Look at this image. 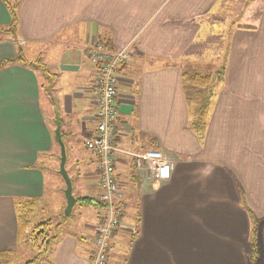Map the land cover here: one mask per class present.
Segmentation results:
<instances>
[{"label":"crops","instance_id":"crops-1","mask_svg":"<svg viewBox=\"0 0 264 264\" xmlns=\"http://www.w3.org/2000/svg\"><path fill=\"white\" fill-rule=\"evenodd\" d=\"M218 3L223 0H20L19 37L0 41V61L14 58L18 47L29 61L39 57L49 108L44 112L40 104L37 67L0 65V251L22 244L15 200L42 201L40 162L55 157L50 115L57 112L76 198L71 213L77 205L87 217L79 231H65L67 221L37 264H92L103 213L79 198L95 203L100 192L97 159L85 147L97 111L96 69L87 49L100 41L131 48L118 71L117 147L158 149L172 164L170 177L157 181L117 153L115 178L125 206L106 264H249L250 212L259 223L257 264H264V0L256 37L240 43L235 64L223 71L204 136L188 128L181 60L213 25L208 13ZM9 21L0 0V27ZM58 203L64 208L65 201Z\"/></svg>","mask_w":264,"mask_h":264},{"label":"rangeland","instance_id":"rangeland-1","mask_svg":"<svg viewBox=\"0 0 264 264\" xmlns=\"http://www.w3.org/2000/svg\"><path fill=\"white\" fill-rule=\"evenodd\" d=\"M262 2L263 0H223L221 5L218 3L215 6V10L208 13V20L213 25H206V30H202L200 34L201 38L187 49L186 54L181 60L184 71L191 73L198 72L217 77V71L222 64H224V71L225 68L227 70L231 68V65L235 64V57L240 49V43L245 42L249 37L253 39L257 35L255 30L257 29ZM196 19H200L196 20V22H199L204 17H197ZM254 42L257 44L256 40ZM36 70L38 71L36 75L41 83L40 104L45 112L49 108V101L42 87V85L46 86V75L42 71V68L37 67ZM221 80L218 83L217 93L220 88L219 85L222 86ZM191 102H193L191 103L193 108L197 107V97L192 98ZM50 116L52 119L55 117L54 114ZM50 124L52 127V123ZM54 145L55 157L50 155L41 157L40 166L44 173V195L42 201L38 204L35 221L51 218L55 222L64 210L58 202L61 201L63 203L65 201V182L58 172L59 159L57 158L59 149L57 144L54 143ZM65 152L67 159L66 148ZM69 166L70 163L67 161L65 169L67 173L71 174ZM70 180L72 182L73 178L70 177ZM86 217L85 209H82V214H79L76 205L68 218V223L65 225L64 230L79 231ZM31 255L32 249L27 244L26 246L25 244H20L12 256L0 259V264H25L31 258Z\"/></svg>","mask_w":264,"mask_h":264},{"label":"built area","instance_id":"built-area-1","mask_svg":"<svg viewBox=\"0 0 264 264\" xmlns=\"http://www.w3.org/2000/svg\"><path fill=\"white\" fill-rule=\"evenodd\" d=\"M96 69L95 105L96 125L94 135L85 147L97 159L98 201L103 204V214L96 226L92 264H106V251L110 239L124 214V194L115 178V160L119 152L132 158L136 169L145 168L155 180L164 181L171 175L172 164L158 149L126 151L117 147L114 138L117 132L116 90L118 71L131 54V48L117 49L101 42H93L87 49Z\"/></svg>","mask_w":264,"mask_h":264},{"label":"trees","instance_id":"trees-1","mask_svg":"<svg viewBox=\"0 0 264 264\" xmlns=\"http://www.w3.org/2000/svg\"><path fill=\"white\" fill-rule=\"evenodd\" d=\"M1 1L8 10L10 21L6 26L0 27V41L4 38H10L13 41H17L19 37L17 7L20 0ZM17 46L18 45L16 44V47ZM15 61L23 62L29 67L37 66L46 72L44 68L45 66L39 57L34 61L27 60L20 47H18L14 58L1 60L0 65ZM223 71L224 64H222L220 69L217 71V77H212L209 74L198 72L191 73L183 71L181 74L186 100L189 103L191 110V117L188 120V128H190L200 140L204 136L208 115L217 95L218 83L219 80L222 79ZM194 97H197L198 105L193 108L191 105L193 102H191V100ZM79 199L82 203L99 205L103 213V204L98 200L94 203L93 200L87 197ZM14 207L16 212V238L18 242L22 244L26 243L32 249L31 258L28 259L25 264H37V262L42 260L43 257L51 251L53 243L58 240L61 235V227L67 223L70 215L64 216V214L61 213L59 219L55 222H53L51 218H47L45 220L39 219L35 221L38 208V199L35 197L17 198L14 202ZM250 214L253 219V227L250 233L249 251L247 256L249 264H257V226L259 223L251 212ZM13 254L14 250H1L0 259L8 258Z\"/></svg>","mask_w":264,"mask_h":264},{"label":"water","instance_id":"water-1","mask_svg":"<svg viewBox=\"0 0 264 264\" xmlns=\"http://www.w3.org/2000/svg\"><path fill=\"white\" fill-rule=\"evenodd\" d=\"M55 130H54V139L57 142L59 146V168L58 172L63 177L65 182V188H64V195H65V206L63 210L64 216H69L71 213V210L76 202V198L74 197L72 193V182L70 180V177L65 169V162H66V152H65V145L61 137L60 132V120L57 112L55 113Z\"/></svg>","mask_w":264,"mask_h":264}]
</instances>
